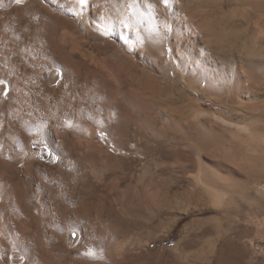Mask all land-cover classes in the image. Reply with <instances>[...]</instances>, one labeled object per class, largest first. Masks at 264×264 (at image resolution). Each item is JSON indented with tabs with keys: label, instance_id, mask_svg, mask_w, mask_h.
Wrapping results in <instances>:
<instances>
[{
	"label": "rangeland",
	"instance_id": "1",
	"mask_svg": "<svg viewBox=\"0 0 264 264\" xmlns=\"http://www.w3.org/2000/svg\"><path fill=\"white\" fill-rule=\"evenodd\" d=\"M78 1L0 0V264H264V0Z\"/></svg>",
	"mask_w": 264,
	"mask_h": 264
},
{
	"label": "bare ground",
	"instance_id": "2",
	"mask_svg": "<svg viewBox=\"0 0 264 264\" xmlns=\"http://www.w3.org/2000/svg\"><path fill=\"white\" fill-rule=\"evenodd\" d=\"M30 1H32V0H30ZM73 1H74V0H73ZM78 2H80V1H78ZM76 3H77V2H75V4H76ZM80 3H81V2H80ZM80 3H79V5H80ZM109 3H111V2L109 1ZM113 3H114V2H113ZM129 3H130V1H129ZM84 4H85V3H84ZM98 4H99V3H98ZM117 5H118V4H117ZM117 5H116V6H117ZM72 6H75V5H72V4H71V7H72ZM76 6H77V4H76ZM88 6H89V5H88ZM114 6H115V5H114ZM114 6H113V7H114ZM122 6H123V5H122ZM122 6H121V7H122ZM69 7H70V6H69ZM77 7H78V6H77ZM108 7H109V6H108ZM127 7H128V6H127ZM102 8H103V7H102ZM119 8H120V7H119ZM128 8H129V7H128ZM77 9L79 10V12L82 11L81 13H84V14H85L86 11L88 10V7L86 8V11H85V10L83 11L82 6H80L79 8H76V11H77ZM111 9H112V6H111ZM130 9H131V8H130ZM130 9H129V10H130ZM113 10H114V9H113ZM124 10H126V8H125ZM106 11H107V10H106ZM116 11H117V13L122 14V12L120 13L121 10H117V9H116ZM114 12H115V11H114ZM123 12H124V11H123ZM128 13H130V12H128ZM128 13L126 12V13H124V15L122 14V15L124 16L123 20L126 21V22H128ZM86 14H87V13H86ZM82 15H83V14H82ZM122 15H121L120 17H122ZM60 17H61V16H60ZM83 17H85V16H83ZM104 18H105V17H104ZM129 18H130V17H129ZM83 19H84V18H83ZM121 19H122V18H121ZM58 20H59V19H58ZM84 20H85V19H84ZM115 20H116V19H115ZM123 20H121V21H123ZM52 21H53V20H52ZM119 21H120V20H119ZM111 22H112V21H111ZM129 22H130V21H129ZM111 24H112V23H111ZM111 24H109V25H111ZM59 25H60V24H59ZM59 25H58V26H59ZM70 25H71V23H70ZM106 25H107V24H106ZM114 25H116V24H113V25L110 26V30H112V31L116 30V27H115ZM56 27H57V26H56ZM106 28H107V27H106ZM55 31H56V28H55ZM108 31H109V28H108ZM10 32H11V31H10ZM124 32H125V31H124ZM120 34H121V33H120ZM3 35H4V34H3ZM103 35H104V34H103ZM0 36H1V34H0ZM126 37H127V36H126ZM29 38H30V37H29ZM29 38H28V39H29ZM31 38H32V37H31ZM40 38H41V37H40ZM55 38H56V37H55ZM58 38H59V37H58ZM1 39H2V38H0V82H2V83L4 82L5 84H8V82L6 83V81H7V77H8L7 75H8V73H10L11 71L8 72L7 67H6L7 64H5V61H6V60H5V58H4V53L1 51V50H4V49H5V44H4V41H2ZM43 40H45V39H43ZM52 40H53V42H54V39H52ZM101 40H102V39H101ZM6 41H7V40H6ZM35 41H36V40H34V42H35ZM23 42H24V41H23ZM23 42H22V43H23ZM25 42H26V41H25ZM28 42H29V41H28ZM32 42H33V41H32ZM37 42H38V40H37ZM102 42H104L105 46H110V45H111L110 42L104 40V38H103ZM22 43H21V46H22ZM26 43H27V42H26ZM46 43H47V42H46ZM54 43H55V42H54ZM33 44H34V43H32V46H33ZM37 44H38V43H37ZM23 45H25V44H23ZM46 45H47V44H46ZM21 46H20V47H21ZM34 46H35V45H34ZM130 46L132 47V45H130ZM159 47H160V46H159ZM24 48H25V47H24ZM33 48H34V47H33ZM42 48H43V47H42ZM21 49H22V47H21ZM21 49H20V50H21ZM160 49H161V47H160ZM7 50H8V49H7ZM129 50H130V49H129ZM129 50H128V52H127V55H128V53H129L128 56L132 55V54H131V51H132V50H131V51H129ZM39 51H40V50H39ZM48 51H49V49L47 48V52H48ZM65 51H66V50H65ZM9 52H10V51H9ZM37 52H38V51H37ZM106 52H107V51H106ZM22 53H23V51H22ZM122 53H123L122 50L118 49V52H117L118 57H117V58H118L119 61L130 60V59L128 58L127 55H123ZM132 53H133V52H132ZM32 54H33V53H31L30 55L33 57L34 55H32ZM34 54H35V53H34ZM46 54H47V53H46ZM50 54H51V53H50ZM5 56L7 57V55H5ZM11 56H12V55H11ZM13 56H14V55H13ZM43 56H44V55H43ZM51 56H52V55H51ZM51 56H50V57H51ZM8 57H9V56H8ZM8 57H7V59H8ZM61 57H62V56H61ZM132 57H133V55H132ZM17 58H18V57H17ZM17 58H16V59H17ZM33 58H34V57H33ZM33 58H32V59H33ZM42 58H43V57H42ZM46 58H47V57H46ZM12 59H13V58H12ZM29 59H30V58H29ZM61 59H62V58H61ZM9 60H10V58H9ZM47 60L50 61L48 58H47ZM18 61H19V60H18ZM31 61H33V60H31ZM43 61H46V59H45V60L43 59ZM19 62H20V61H19ZM28 62H29V61H28ZM112 62H113V61H112ZM131 63H132V62H131ZM29 64H30V62H29ZM35 64H36V63H35ZM35 64H34V65H35ZM38 64H39V63H38ZM48 64H49V63H48ZM134 64H135V63H133L132 65H134ZM36 65H37V64H36ZM36 65H35V67H36ZM42 65L46 66L44 63H43ZM74 65H75V64H74ZM7 66H8V65H7ZM10 66H11V65H10ZM12 66L15 67L14 64H13ZM32 66H33V65H32ZM71 66H72V65H71ZM110 66H111V65H110ZM46 67H47V66H46ZM72 67H73V66H72ZM102 67H103V66H102ZM112 67H113V66H112ZM133 67H134V66H133ZM18 68H19V67H18ZM39 68H40V67H39ZM124 68H125V67H124ZM128 68H129V67H128ZM130 68H132V67L130 66ZM43 69H44V68H43ZM52 69H53V67H52ZM134 69H136V68H134ZM23 70H24V69H23ZM31 70L33 71V70H35V69H33V68L31 67ZM39 70H41V69H39ZM78 70H79V69H78ZM130 70H131V69H130ZM12 71H13V69H12ZM47 71H48V70H47ZM18 72H19V71H18ZM36 72H37V70H36ZM36 72H35V73H36ZM57 72H59V76L57 77L56 81L54 80V82L51 81V76L54 75L55 72H54V73H51V74L49 75V81H50L51 83L59 82V81L63 78L64 73H62V71L60 72L59 69L57 70ZM57 72H56V73H57ZM111 72H112V71H111ZM129 72H130V71H129ZM132 72H133V71H132ZM12 73H13V72H12ZM14 73L16 74L17 71H15ZM14 73H13V74H14ZM49 73H50V72H49ZM75 73H76V72H75ZM18 74H19V73H18ZM20 74H21V73H20ZM20 74H19V75H20ZM27 74H28V73H27ZM108 74H109V73H108ZM113 74H114V73L112 72V73H111V76H112ZM13 76H14V75H13ZM23 76H24V75H23ZM129 76H130V75H129ZM9 77H10V76H9ZM20 77H21V76H20ZM35 77H37L36 74H35ZM78 77H79V76H78ZM115 77H116V75H115ZM12 78H13V77H12ZM14 78H15V77H14ZM24 78H25V77H24ZM86 78H88V77H86ZM107 78H108V77H107ZM107 78H106V79H107ZM19 79H20V78H19ZM21 79H22V77H21ZM119 79H120V78H119ZM132 79H133V78H132ZM11 80H12V79H11ZM23 80H25V79H23ZM38 80H39V79H38ZM108 80H109V79H108ZM110 81H111V80H110ZM12 82H13V81H12ZM20 82H21V81H20ZM80 82H81V81H80ZM89 82H90V81H89ZM123 82H125V81H123ZM2 83H1L0 85H2ZM24 83H25V82H24ZM27 83H28V81H27ZM93 83H94V81H93ZM121 83H122V82H121ZM131 83H132V82H131ZM133 83L135 84L134 81H133ZM19 85H20V83H19ZM25 85H26V84H25ZM25 85H23V86H25ZM28 85H29V84H28ZM58 85H59V84H58ZM119 85H121V84H119ZM11 86H12V85H11ZM21 86H22V84H21ZM21 86H19V88H20ZM26 86H27V85H26ZM5 87H6V86L4 85V87H3V91L5 90ZM7 87H8V86H7ZM7 87H6V88H7ZM9 88H10V87H9ZM21 88H24V87H21ZM36 88H37V87H36ZM126 88H127V86H126ZM32 89H35V87H33ZM0 90H2V89H0ZM17 90H18V89H17ZM21 90H23V89H21ZM21 90L19 89L20 92H21ZM51 90H52V89H50V91H51ZM129 90H130V89H129ZM129 90L127 89V91H129ZM6 91H7V89H6ZM13 91H14V89H13ZM24 91H25V90H23V93H24ZM36 91H37V90H36ZM50 91H49V92H50ZM52 91H53V90H52ZM4 92H5V91H4ZM4 92H3V93H4ZM3 93H2V94L0 93V95H2V96L0 97V98H2V100L5 99V96H4ZM12 93H13V92H12ZM14 93L16 94V91H14ZM35 93H36V92H35ZM41 93H42V92H41ZM50 93H51V92H50ZM129 93H130V91H129ZM24 94H25V93H24ZM28 94H29V93H28ZM17 95L20 96L21 93H19V92L17 91ZM22 95H23V94H22ZM26 95H27V93H26ZM120 95H121V94H120ZM14 96H15V95H14ZM14 96H13V97H14ZM50 96H53V95H50ZM124 96H126V94H125ZM11 97H12V96H11ZM11 97H10V98H11ZM16 97H17V96H16ZM29 97H30V96H29ZM32 97H33V94H32ZM129 97H130V96H129ZM25 98H26V97H25ZM41 98H42V96H41ZM134 98H135V97H134ZM8 99H9V98H8ZM13 99H14V98H13ZM15 99H16V98H15ZM27 99H28V97H27ZM31 99H33V98H31ZM42 99H43V98H42ZM128 99H129V98H128ZM0 100H1V99H0ZM9 100H10V99H9ZM9 100H8V101H9ZM23 100H24V99H23ZM131 100H132V99H131ZM4 101H5V100H4ZM11 101H12V98H11L10 102H11ZM13 101H16V100H13ZM13 101H12V102H13ZM18 101H19V100H18ZM25 101H26V100H25ZM25 101H24V102H25ZM32 101H33V100H32ZM128 101H130V100H128ZM10 102H9V103H10ZM12 102L10 103V105H11V104L13 105ZM19 102H20V101H19ZM19 102H18V103H19ZM21 102H22V100H21ZM21 102H20V103H21ZM24 102H23V103H24ZM28 102H29V101H28ZM28 102H26V103H24V104H27ZM42 102H43V101H42ZM31 103H32V102H31ZM33 103H34V102H33ZM4 104H5V102H4ZM14 104H15V103H14ZM16 104H17V103H16ZM28 104H29V103H28ZM47 104H49V103H47ZM47 104H45V105H47ZM50 104H51V103H50ZM10 105H9V107H11ZM22 105H23V104H22ZM32 105H33V104H32ZM6 106H8L7 103H6ZM6 106H5V107H6ZM14 106H15V105H14ZM20 106H21V105L19 104V107H20ZM24 106H26V105H24ZM19 107L16 106L15 108L17 109V108H19ZM27 107H28V105H27ZM22 108H23V107H22ZM22 108H20V109H22ZM28 108H29V107H28ZM28 108H27V110H28ZM31 108H32V107H31ZM31 108H30V110H31ZM34 108L36 109V107H34ZM34 108H33V109H34ZM54 108H55V107H54ZM3 109H4V108H3ZM8 109H9V110H8ZM13 109H14V108H13ZM44 109H45V108H44ZM47 109H48V108H47ZM124 109H125V108H124ZM5 110L11 111L10 108H7V109H5ZM24 110H25V109H24ZM30 110H29V111H30ZM3 111H4V110H3ZM15 111H16V110H15ZM20 111H21V110H20ZM25 111H26V110H25ZM25 111H24V112H25ZM35 111H36V110H35ZM58 111H59V110H58ZM1 112H2V111H1ZM4 112H5V111H4ZM18 112H19V111H18ZM18 112L16 111V115H14V116H16V118H15L16 121L20 118V116H18L20 113L17 114ZM22 112H23V111H22ZM22 112H21V113H22ZM36 112H37V111H36ZM48 112H49V111H48ZM52 112H53V111H52ZM5 113H6V112H5ZM13 113H14V111H13ZM13 113H12V114H13ZM29 113H30V112H29ZM32 113H33V110H32ZM32 113H31V115H34V113H33V114H32ZM46 113H47V112H46ZM56 113H57V112H55V114H56ZM69 113H70V112H69ZM44 114H45V113H44ZM44 114H43V115H44ZM49 114H50V112H49ZM22 115H23V113H22ZM22 115H21V116H22ZM24 115H25V114H24ZM24 115L22 116L23 118L25 117ZM41 115H42V114H41ZM127 115H128V114H127ZM0 116H1V115H0ZM17 116H18L19 118H18ZM26 116H27V114H26ZM52 116H53V114H52ZM54 116H55V115H54ZM54 116H53V117H54ZM71 116H72V115H71ZM6 117H7V116H6ZM8 117H9V116H8ZM8 117H7V118H8ZM27 117H28V116H27ZM29 117H31L30 114H29ZM63 117H64V116H63ZM131 117H132V116H131ZM17 118H18V119H17ZM42 118H43V117H42ZM44 118H45V117H44ZM55 118H56V117H55ZM60 118H61V117H60ZM125 118H126V117H125ZM15 119H14L13 121H15ZM31 119H32V118H31ZM2 120H3V119H2ZM19 120H20V119H19ZM21 120H22V119H21ZM26 120H28V118H27ZM60 120H61V119H60ZM60 120L58 119V121H60ZM70 120H71V119H70ZM75 120H76V119H75ZM5 121H6V120H5ZM29 121H30V120H29ZM34 121H35V120H34ZM36 121H37V120H36ZM65 121H66V120H65ZM127 121H128V120H127ZM2 122H3V121H2ZM18 122H19V121H18ZM20 122H21V121H20ZM20 122H19V123H20ZM63 122H64V121H63ZM3 123H4V122H3ZM10 123H11V121H10ZM14 123H15V122H14ZM19 123H18V124H19ZM24 123H25V120H24ZM47 123H49V122H47ZM59 123H61V122H59ZM70 123H71V122H70ZM133 123H134V122H133ZM0 124H1V123H0ZM21 124H23V123H21ZM43 124H44V123H43ZM65 124L67 125V123H65ZM8 125H10V124H8ZM8 125L6 124V126H8ZM27 125H28V124H27ZM30 125H32V124H30ZM35 125H36V123H35ZM66 125H65V126H66ZM118 125H119V124H118ZM127 125H128V124H127ZM12 126H14V125H12ZM16 126H17V125H16ZM25 126H26V125H25ZM60 126H61V125H60ZM69 126H70V125H69ZM0 127H1V125H0ZM4 127H5V126H4ZM4 127H3V128H4ZM10 127H11V126H10ZM10 127H9V130L6 129V131H5L4 134H6V132H10V133H11L10 130H11L12 128H10ZM26 127H27V126H26ZM46 127H47V126H46ZM48 127H49V126H48ZM52 127H53V126H52ZM66 127H67V126H66ZM72 127H73V126H72ZM6 128H7V127H6ZM19 128H20V127H19ZM125 128H126V127H125ZM0 129H1L2 131L5 130V129L3 130L2 128H0ZM13 129H14V128H13ZM13 129H12V130H13ZM24 129H25V128H24ZM46 129H48V128H46ZM242 129H243V128H242ZM1 130H0V131H1ZM21 130H22V128H21ZM24 131H25V130H24ZM65 131H66V130H65ZM126 131H127V130H126ZM22 132H23V130H22ZM22 132H21V133H22ZM14 133H15V130H14ZM24 133H25V132H24ZM63 133H64V132H63ZM90 133H91V132H90ZM4 134H3V135H4ZM11 134H12V136H11V135H10L11 137H10V136H9V137L7 136V138H9V139H10V138H14V139H15V137L13 136V132H12ZM16 134H17V131H16ZM19 134H20V132H19ZM19 134H18V135H19ZM124 134H125V133H124ZM0 135H2V133H1ZM3 135H2V136H3ZM14 135H15V134H14ZM57 135H58V134H57ZM57 135H56V136H57ZM15 136H17V135H15ZM21 136H23V134H22ZM59 136H62V135H59ZM59 136H58V137H59ZM3 137H5V135H4ZM65 137H66V136H65ZM18 138H19V137H18ZM20 138H21V137H20ZM22 138H24V137H22ZM61 138H62V137H61ZM66 138H67V137H66ZM3 139L6 141V137L3 138ZM41 139H42V138H41ZM41 139H40V140H41ZM57 139H58V138H57ZM0 140H1V139H0ZM4 140H3V141H4ZM11 140H13V139H11ZM47 140H48V139H47ZM63 140H64V139H63ZM3 141H1L2 144H4ZM5 141H4V142H5ZM21 141H22V140H21ZM60 141H61V140H60ZM65 141H66V140H65ZM72 141H73V139H72ZM8 142L10 143L11 141H8ZM8 142H6V145L9 144ZM14 142L16 143V141H14ZM22 142H23V141H22ZM74 142H75V141H74ZM127 142H128V141H127ZM23 144H24V143H23ZM23 144H22V145H23ZM50 144L53 146V149H54V150H52V151H53V156H52L51 162L55 163V162L58 161V154H57V151H56V144H55V141H54L53 139H51V143H50ZM70 144H71V143H70ZM0 145H1V144H0ZM4 145H5V144H4ZM10 145H12V143H10ZM15 145H16V144H15ZM47 145H48V144H47ZM51 145H50V146H51ZM57 145H58V142H57ZM72 145H73V144H72ZM81 145H82V144H81ZM2 146H3V145H2ZM48 146H49V145H48ZM63 146H64V145H63ZM66 146H67V145H66ZM93 146H95V145H93ZM3 147H4V146H3ZM16 147H17V145H16ZM51 148H52V147H51ZM66 148H67V147H66ZM69 148L71 149L70 146H69ZM79 148H80V147H79ZM93 148H94V147H93ZM96 148H98V147H96ZM1 149H2V148H1ZM23 149H24V148H22V150H23ZM70 149H69V150H70ZM7 150H8V149H7ZM97 150H98V149H97ZM1 151H2V150H1ZM18 151H20V150H18ZM67 151H68V150H67ZM75 151H76V150H75ZM90 151H91V150H90ZM100 151H101V150H100ZM24 152H25V150H24ZM24 152H23V154H24ZM101 152H102V151H101ZM68 153H69V152H68ZM71 153H72V152H71ZM1 154H2V153H1ZM1 154H0V156H1ZM19 154H20V153H19ZM26 154H27V152H26ZM26 154L23 155V156L26 157ZM32 154H33V153H32ZM66 155H68V154H66ZM27 156H28V155H27ZM64 156H65V155H64ZM89 156H90V155H89ZM96 156H97V155H96ZM101 156H102V155H101ZM109 157H110V155H109ZM112 157H113V156H112ZM8 158H9V157H8ZM22 158H23V157H22ZM60 158H61V157H60ZM97 158H98V157H97ZM88 159H89V158H88ZM109 159H110V158H109ZM0 161H1V160H0ZM28 161H29V160H28ZM61 161H62V160H61ZM61 161H60V162H61ZM21 162H22V161H21ZM30 162H31V161H30ZM33 162H34V161H33ZM2 163H3V162H2ZM62 163H63V162H62ZM111 163H112V161H111ZM120 163H121V162H120ZM4 164H5V163H3V166H4ZM32 164H33V163H32ZM112 164H113V163H112ZM0 165H1V164H0ZM20 165H21V164H20ZM20 165H19V166H20ZM27 165H28V164H27ZM30 165H31V164H30ZM30 165H28V166H30ZM3 166H2V167H3ZM6 166H7V165H5L4 167H6ZM31 166H32V165H31ZM4 167H3V168H4ZM50 167H51V166H50ZM60 167H61V166H60ZM192 167H194V166H192ZM3 168H1V170H2ZM55 168H56V167H55ZM4 169H6V168H4ZM13 169H14V168H13ZM19 169H20V168H19ZM113 169H114V168H113ZM2 172H3V174H4V171H3V170H2ZM2 172H1V174H2ZM7 173H8V172H7ZM104 175H105V174H104ZM4 176H5V175H4ZM4 176H3V177H4ZM11 176H12V175H11ZM14 176H15V174H14ZM105 176H106V175H105ZM3 177H1V178H3ZM13 178H14V177H13ZM105 178H106V177H105ZM119 178H120V177H119ZM1 180H2V179H1ZM12 180H13V179H12ZM18 180H19V179H18ZM195 180L197 181L198 179H195ZM2 181H4V180H2ZM118 181H119V180H118ZM203 181H204V180H203ZM1 183H2V182H1ZM11 183H12V182H11ZM114 183H115V182H114ZM3 184H4V183H3ZM19 184H20V182L18 183V185H19ZM21 184H22V183H21ZM21 184H20V185H21ZM20 185H19V186H20ZM23 185H24V184H23ZM86 185H87V184H86ZM114 185H116V184H114ZM121 185H122V180L120 181V183H119V185H118V187H117V190H118V188H119ZM3 186H4V185H3ZM3 186H1V188H2ZM19 186H18V187H19ZM111 187H112V186H111ZM10 188H11V187H10ZM10 188H9V189H10ZM12 188L14 189L13 184H12ZM12 188H11V189H12ZM79 188H80V187H79ZM17 189H18V188H17ZM17 189H16V190H17ZM19 189H20V188H19ZM19 189H18V190H19ZM113 189H114V188H113ZM14 190H15V189H14ZM74 190H75V189H74ZM114 190H115V189H114ZM5 191H6V190H5ZM58 191H59V190H58ZM78 191H79V190H78ZM98 191H99V190H98ZM105 191H106V190H105ZM6 192H7V191H6ZM14 192H16V191H14ZM63 192H64V191H63ZM101 192H102V191H101ZM169 192H170V191H169ZM3 193H4V192H3ZM8 193H9V192H8ZM39 193H40V192H39ZM85 193H86V192H85ZM120 193H121V192H120ZM167 193H168V192H167ZM167 193H166V194H167ZM14 194H15V193H14ZM51 195H52V194H51ZM54 195H55V194H54ZM20 196H21V195H20ZM39 196H40V195H39ZM69 196H70V195H69ZM90 196H91V195H90ZM96 196H98V193L96 194ZM168 196H170V195H166L165 197L168 198ZM51 197H53V195H52ZM59 197H60V195H59ZM77 197H78V195H77ZM82 197H83V196H82ZM68 198H69V197H68ZM99 198H100V196H99ZM5 199H6V198H5ZM38 199H39V198H38ZM76 199H77V198H76ZM90 199H91V198H90ZM94 199H97V198H94ZM165 199H166V198H164V201H166ZM168 199H169V198H168ZM1 200H2V199H1ZM7 200H8V199H7ZM33 201H34V200H33ZM52 201H53V200H52ZM57 201H58V200H57ZM84 201H85V200H84ZM95 201H97V200H95ZM168 201L170 202V205L172 206L171 203L173 202V200H172V201L168 200ZM38 202H39V201H38ZM98 202H99V200H98ZM100 202H101V200H100ZM100 202H99V203H100ZM102 202H103V201H102ZM174 202H175V200H174ZM77 203H78V202H77ZM45 204H46V203H45ZM82 204H83V203H82ZM86 204H87V203H86ZM100 204H101V203H100ZM4 205H5V204H4ZM88 205H89V204H88ZM104 205H105V204H103V206H104ZM14 206H16L15 203H14ZM45 206H47V205H45ZM75 206H76V203H75ZM81 206H82V205H81ZM173 206H174V205H173ZM0 207H1V206H0ZM61 207H62V206H61ZM88 207H89V206H88ZM32 208H33V207H32ZM94 208H95V207H94ZM100 208H102V211H103V207H100ZM170 208H171V207H170ZM3 209H4V208H3ZM3 209H2V210H3ZM96 209H97V208H96ZM104 209H105V206H104ZM106 209H107V208H106ZM45 210H46V209H45ZM59 210H60V209H59ZM31 211H32V210H31ZM49 211H50V210H49ZM49 211H48V212H49ZM90 211H92V210H90ZM93 211H94V210H93ZM98 211H99V210H98ZM104 211H105V210H104ZM12 212H13V211H12ZM36 212H37V211H36ZM46 212H47V211H46ZM87 212H89V211H87ZM105 212H107V211H105ZM73 213H74V212H73ZM95 213H96V212H95ZM17 215H18V214H17ZM36 216H37V215H36ZM79 216H80V215H79ZM84 216H86V215H84ZM101 216L104 217L103 214H102ZM0 217L2 218V220L4 219V218H3V217H4L3 215L0 216ZM48 217H49V216H48ZM48 217H47V218H48ZM65 217H66V216H65ZM88 217H89V216H88ZM92 217H93V216H92ZM92 217H91V218H92ZM94 217H97V216H94ZM1 218H0V219H1ZM76 218H77V217H76ZM105 218H106V217H105ZM69 219H70V218H69ZM73 219H74V218H73ZM80 219H81V218H80ZM88 219H89V218H88ZM2 220H1V221H2ZM48 220H49V219H48ZM65 220H66V219H65ZM85 220H86V219H85ZM90 220H91V219H90ZM90 220H89V221H90ZM1 221H0V222H1ZM4 221H5V220H4ZM18 221H19V220H18ZM82 221H83V220H82ZM91 221H92V220H91ZM94 221H96V220H94ZM104 222H106V219H105ZM91 223H92V222H91ZM3 224H4V223L2 222L1 225H3ZM26 224H27V223H26ZM39 224H40V223H39ZM68 224H69V223H68ZM6 225H7V224H6ZM17 225H18V224H17ZM40 225H41V224H40ZM53 225H54V224H53ZM100 225H101V224H99V228L101 229ZM103 225H104V224H103ZM46 226H47V225H46ZM82 226H83V225H82ZM97 226H98V224H97ZM101 226H102V225H101ZM2 227L6 228L5 225L1 226V228H2ZM15 227H16V225H15ZM26 227H27V226H26ZM78 227H79V226H78ZM91 227H92V226H91ZM189 227H190V226H189ZM97 228H98V227H97ZM2 229H3V228H2ZM28 229H29V228H28ZM86 229H87V228H86ZM86 229H85V230H86ZM90 229H91V228H90ZM187 229H188V228H187ZM3 230H4V229H3ZM49 230H50V229H49ZM85 230L83 229V231H85ZM88 230H89V229H88ZM102 230H103V229H102ZM78 231H79V230H78ZM184 231H185V230H184ZM1 232H2V231H1ZM185 232H187V231H185ZM190 232H192V231H190ZM10 233H11V232H10ZM101 233H102V232H101ZM203 233H204V232H203ZM0 234H1V233H0ZM81 234H83V233H81ZM186 234H187V233H186ZM190 234H192V233H190ZM193 234H194V233H193ZM193 234H192V235H193ZM51 235H52V234H51ZM85 235H86V234H85ZM2 236H3V235H2ZM86 236H87V235H86ZM96 236H97V235H96ZM188 236H190V235H188ZM193 236L196 237L197 235H193ZM11 237H12V235H11ZM80 237H81V236H80ZM82 237H83V236H82ZM82 237H81V238H82ZM87 238H88V237H87ZM182 238H183V239H181V240H182V242H181V243H182L181 246L184 244L183 241L185 240V238L188 239L185 235H184V237H182ZM189 238H192V236L189 237ZM197 238H198V236H197ZM201 238H203V237H201ZM79 239H80V238H79ZM193 239H194V238H193ZM82 240H83V241H87V239H86V240L82 239ZM82 240H81V241H82ZM189 240H190V239H189ZM185 242H186V241H185ZM189 242H190V241H189ZM189 242H188V244H189ZM191 243H192V242H191ZM85 244H86V243H85ZM185 244H186V245H185ZM185 244L183 245V247H185V246L188 245L187 243H185ZM80 245H82L81 247L83 248V244H80ZM191 245H192V244H191ZM263 245H264V243H263ZM84 246H85V245H84ZM193 246H194V245H193ZM64 247H65V246H64ZM72 247H73V246H72ZM75 247H76V246H75ZM77 247H78V246H77ZM73 248H74V247H73ZM73 248H71V249H73ZM185 248H186V247H185ZM71 249H70V250H71ZM220 249H221V248H220ZM67 250H68V249H67ZM79 250H80V249H79ZM69 252H71V251H69ZM219 253H220V252H219ZM76 260H77V259H76ZM236 262H237L238 264H245V263L247 264L248 260L246 261V259H245V260H242V261H236Z\"/></svg>",
	"mask_w": 264,
	"mask_h": 264
},
{
	"label": "snow or ice",
	"instance_id": "3",
	"mask_svg": "<svg viewBox=\"0 0 264 264\" xmlns=\"http://www.w3.org/2000/svg\"><path fill=\"white\" fill-rule=\"evenodd\" d=\"M81 4H83L84 0H80ZM17 3H20V0H17ZM165 5H167V0H164Z\"/></svg>",
	"mask_w": 264,
	"mask_h": 264
}]
</instances>
